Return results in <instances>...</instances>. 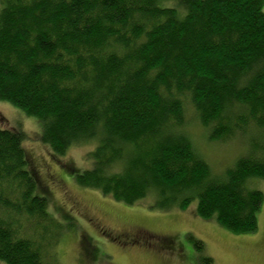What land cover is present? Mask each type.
<instances>
[{"label": "trees", "instance_id": "1", "mask_svg": "<svg viewBox=\"0 0 264 264\" xmlns=\"http://www.w3.org/2000/svg\"><path fill=\"white\" fill-rule=\"evenodd\" d=\"M0 3V101L40 121L56 157L96 142L92 168L74 173L78 186L129 206L152 194L162 211L195 203L204 221L256 231L263 195L248 182H264V0ZM186 103L210 141L243 146L223 175L184 133ZM24 140L0 129V262L46 264L42 245L64 227Z\"/></svg>", "mask_w": 264, "mask_h": 264}, {"label": "rangeland", "instance_id": "2", "mask_svg": "<svg viewBox=\"0 0 264 264\" xmlns=\"http://www.w3.org/2000/svg\"><path fill=\"white\" fill-rule=\"evenodd\" d=\"M160 5L178 6L175 1ZM0 129L24 133L22 146L37 177L38 190L47 198L50 215L64 227L50 249L42 245L46 264H201V257L210 258L213 264H264L263 181L248 182L251 190L263 195L256 231L237 235L213 220L197 217L195 203L185 211H162L153 207L152 194L129 206L78 186L75 172L92 168L87 155L96 142L74 146L64 157H56L40 141V121L1 101ZM183 131L213 176L223 175L242 153L240 143L210 141L208 130L202 128L187 103ZM30 234L26 232L32 238ZM188 236L202 243L201 254Z\"/></svg>", "mask_w": 264, "mask_h": 264}]
</instances>
